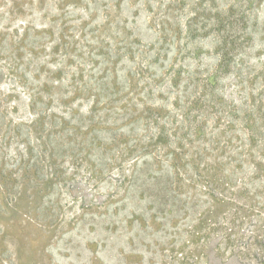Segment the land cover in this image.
<instances>
[{
	"label": "rangeland",
	"instance_id": "obj_1",
	"mask_svg": "<svg viewBox=\"0 0 264 264\" xmlns=\"http://www.w3.org/2000/svg\"><path fill=\"white\" fill-rule=\"evenodd\" d=\"M0 264H264V0H0Z\"/></svg>",
	"mask_w": 264,
	"mask_h": 264
}]
</instances>
